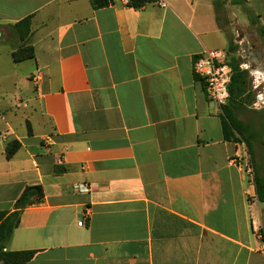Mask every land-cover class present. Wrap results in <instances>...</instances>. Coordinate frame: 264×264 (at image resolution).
I'll return each instance as SVG.
<instances>
[{
  "label": "crops",
  "instance_id": "crops-1",
  "mask_svg": "<svg viewBox=\"0 0 264 264\" xmlns=\"http://www.w3.org/2000/svg\"><path fill=\"white\" fill-rule=\"evenodd\" d=\"M127 1L0 0V97L29 92L0 100V211L44 191L6 249L34 251L26 264H264V203L229 162L245 149L193 69L228 45L213 0ZM246 3L264 27V0ZM20 46L34 59L14 62Z\"/></svg>",
  "mask_w": 264,
  "mask_h": 264
},
{
  "label": "trees",
  "instance_id": "trees-1",
  "mask_svg": "<svg viewBox=\"0 0 264 264\" xmlns=\"http://www.w3.org/2000/svg\"><path fill=\"white\" fill-rule=\"evenodd\" d=\"M157 0H128L127 6L134 9H141L147 4L154 3ZM246 0H235V3L240 4ZM114 3V0H91L92 7L99 9L108 7ZM214 7H217L218 1L213 0ZM258 18V16H257ZM16 31L19 34L21 41H25L31 30V17H28L15 25ZM260 34L264 37V27H259ZM237 46L233 43L229 44L228 64L231 67V82L228 87L230 98L226 105L222 106L221 125L223 137L226 141L241 144L244 143L254 163V146L253 134L248 124H245L237 117V113L241 107L250 102L251 97L255 99V93L252 91V80L247 71L240 68V62L233 55L229 58V54H234ZM14 62H22L31 60L35 57V52L31 46H22L12 55ZM195 78L199 77L195 75ZM31 134V133H30ZM20 148V143L17 141L11 143L6 150V157L11 158ZM255 188L257 198L261 203H264V178L258 175L255 163ZM44 199V191L40 185L27 187L22 195L14 204V210L0 211V264H26L29 262L35 252L34 251H9L6 249L7 244L11 241L14 231L20 223L22 212L33 205L40 204Z\"/></svg>",
  "mask_w": 264,
  "mask_h": 264
},
{
  "label": "rangeland",
  "instance_id": "rangeland-1",
  "mask_svg": "<svg viewBox=\"0 0 264 264\" xmlns=\"http://www.w3.org/2000/svg\"><path fill=\"white\" fill-rule=\"evenodd\" d=\"M217 1L218 4L215 10L218 24L228 37V45L223 49L227 53L229 52L230 43L237 46L236 52L234 54H229V58L233 55L240 62V65L245 62H253L254 65L251 67L252 69L264 71V37L260 34L259 27L261 24L256 13L252 10L251 6L244 1L240 4L235 3V0ZM12 35L15 36L13 32ZM12 43L13 42H11V44ZM249 53H253V56H249ZM257 53L262 56L259 63L253 60L259 58ZM246 71L251 77L249 73L251 70L249 69ZM16 96L23 102L29 100V92L23 89L10 91L0 97V100L2 99L5 102L8 100L15 101ZM254 101L255 99H253L252 96L250 102L241 107V110L237 113V117L251 128L255 152L254 163L258 175L264 178V176H262V173L264 174V110L253 108ZM241 144L245 149L246 157L254 166L246 145L244 143Z\"/></svg>",
  "mask_w": 264,
  "mask_h": 264
},
{
  "label": "built area",
  "instance_id": "built-area-1",
  "mask_svg": "<svg viewBox=\"0 0 264 264\" xmlns=\"http://www.w3.org/2000/svg\"><path fill=\"white\" fill-rule=\"evenodd\" d=\"M159 4L161 7H165L163 2ZM253 65V62H245L240 65V68L245 71L251 70L249 73L252 78V89L255 92L253 108L264 110V71L252 69ZM193 69L195 75L204 79L209 98L220 107L226 105L230 98L228 87L232 73L226 51L209 50L202 52L195 60ZM229 162L242 171L252 185H255V169L246 155L232 157ZM73 191L84 193L90 192L91 188L86 184H76L73 186ZM78 225L85 226L84 220L80 221Z\"/></svg>",
  "mask_w": 264,
  "mask_h": 264
},
{
  "label": "water",
  "instance_id": "water-1",
  "mask_svg": "<svg viewBox=\"0 0 264 264\" xmlns=\"http://www.w3.org/2000/svg\"><path fill=\"white\" fill-rule=\"evenodd\" d=\"M257 54H258V56H259V58H258L259 60L256 59L255 61L259 63V61H260V59L262 58V56H261L259 53H257Z\"/></svg>",
  "mask_w": 264,
  "mask_h": 264
}]
</instances>
